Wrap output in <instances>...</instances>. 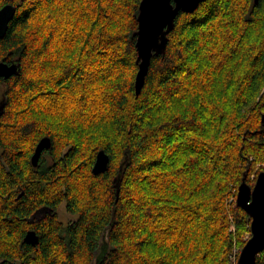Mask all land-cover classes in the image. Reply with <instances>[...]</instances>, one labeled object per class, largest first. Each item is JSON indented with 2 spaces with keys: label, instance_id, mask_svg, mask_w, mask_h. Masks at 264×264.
<instances>
[{
  "label": "trees",
  "instance_id": "1",
  "mask_svg": "<svg viewBox=\"0 0 264 264\" xmlns=\"http://www.w3.org/2000/svg\"><path fill=\"white\" fill-rule=\"evenodd\" d=\"M141 1L0 0L17 6L0 62L20 63L0 79V264H233L251 237L237 194L264 171V0L180 12L137 95Z\"/></svg>",
  "mask_w": 264,
  "mask_h": 264
},
{
  "label": "water",
  "instance_id": "2",
  "mask_svg": "<svg viewBox=\"0 0 264 264\" xmlns=\"http://www.w3.org/2000/svg\"><path fill=\"white\" fill-rule=\"evenodd\" d=\"M205 0H187L185 8H182L180 12H194L199 5L204 2ZM258 2V0H256ZM143 3V0L140 2L139 6V15H138V22L139 27L138 30L135 32L137 35V63L139 65V70L136 75V94L139 95L142 91V88L146 81V76L149 72V68L151 65L152 57L154 54L156 55H162L166 52L167 44H168V34L175 28L176 25V19L179 15L172 18L169 23H166L164 25V32L166 35H164L162 38H160L157 41V44L155 47H149L145 44L144 40L142 39V36L140 35L141 32V4ZM17 12V6L9 2L5 4L0 9V38H3L8 29L11 20L14 18L15 14ZM20 72V63L19 61H13L11 63L1 61L0 62V79L1 78H9L15 74H18ZM4 105L0 106V114L3 113ZM262 123L264 125V114L262 115ZM52 146L51 138L46 136L43 137L39 143L37 144L35 151L31 157V161L33 166H37L39 164V160L41 158L42 153L50 149ZM110 164V156L104 151L100 150L97 154L96 161L93 166V172L96 174L103 173L106 170H108ZM259 192L264 191V171H261L258 174L257 180L252 187L246 180H244L238 189L237 194V204L242 207L251 217V237L248 239L245 246L242 248L238 263L239 264H255L257 260V256L264 250V238L256 239L255 242H251V238L253 236L252 228L254 224V217L251 215L248 201L252 199V192ZM24 240L29 243L36 245L39 242V235L36 233L35 230H29Z\"/></svg>",
  "mask_w": 264,
  "mask_h": 264
},
{
  "label": "snow or ice",
  "instance_id": "3",
  "mask_svg": "<svg viewBox=\"0 0 264 264\" xmlns=\"http://www.w3.org/2000/svg\"><path fill=\"white\" fill-rule=\"evenodd\" d=\"M187 0H143L141 4V32L145 44L155 47L157 41L166 33L164 25L176 17ZM251 215L254 217L251 242L264 238V191L252 192L248 201Z\"/></svg>",
  "mask_w": 264,
  "mask_h": 264
},
{
  "label": "rangeland",
  "instance_id": "4",
  "mask_svg": "<svg viewBox=\"0 0 264 264\" xmlns=\"http://www.w3.org/2000/svg\"><path fill=\"white\" fill-rule=\"evenodd\" d=\"M60 217H61V219L62 220H64V221H69L70 219H72L74 216H72L71 214H69V213H67L66 212V210H65V206L63 205L61 208H60ZM230 219L232 220V216H230ZM234 223H233V220H232V225H231V229L233 230L234 229ZM246 239H249V234H247L246 235V237H245ZM238 249V248H237ZM242 250V249H241ZM241 250L239 249L238 251H237V255H234L233 256V258H232V260H233V264H235L236 262L235 261H237L238 260V256L240 255V252H241ZM238 253H239V255H238Z\"/></svg>",
  "mask_w": 264,
  "mask_h": 264
},
{
  "label": "bare ground",
  "instance_id": "5",
  "mask_svg": "<svg viewBox=\"0 0 264 264\" xmlns=\"http://www.w3.org/2000/svg\"><path fill=\"white\" fill-rule=\"evenodd\" d=\"M36 129H37V127H36ZM39 130V129H38ZM20 131V130H19ZM37 131V130H36ZM38 132V131H37ZM29 135H31V134H29ZM22 138V137H21ZM28 138V137H27ZM24 139V138H23ZM31 144V143H30ZM30 146V145H29ZM26 149V148H25ZM29 149V148H28ZM28 151H31V150H28ZM32 153V152H31ZM29 161V160H28ZM29 165H31V164H29ZM28 165V166H29ZM35 168V167H34ZM28 169V168H27ZM37 169V168H36ZM26 170V169H25ZM25 172V171H24ZM28 172V171H27ZM25 174V173H24ZM23 174V175H24ZM27 174V173H26ZM34 174H36V173H34ZM42 175V174H41ZM26 176H28V174L26 175ZM24 177H25V175H24ZM31 178V177H30ZM37 178H38V176H37ZM24 179V178H23ZM27 179V178H26ZM33 179V178H32ZM41 179V178H40ZM43 179H44V177H43ZM30 180V179H29ZM34 180V179H33ZM33 180H31V182L33 181ZM45 180V179H44ZM48 180V179H47ZM50 181H52V180H50ZM30 182V181H29ZM34 182V181H33ZM40 182V181H39ZM35 183V182H34ZM36 183H37V181H36ZM27 183H25V185H26ZM41 184H42V182H41ZM49 184V181L47 182V185ZM43 185V184H42ZM46 185V184H45ZM29 186V185H28ZM31 186H32V184H31ZM34 186V185H33ZM42 187V186H41ZM45 188V187H44ZM37 189V188H36ZM31 190H32V188H31ZM34 190V189H33ZM38 190V189H37ZM44 190V189H43ZM40 191V190H39ZM42 191V190H41ZM35 192V191H34ZM37 193H39V192H37ZM32 194H34L33 192H32ZM36 194V193H35ZM18 234V233H17ZM12 235V234H11Z\"/></svg>",
  "mask_w": 264,
  "mask_h": 264
},
{
  "label": "flooded vegetation",
  "instance_id": "6",
  "mask_svg": "<svg viewBox=\"0 0 264 264\" xmlns=\"http://www.w3.org/2000/svg\"><path fill=\"white\" fill-rule=\"evenodd\" d=\"M44 152H45V151H44ZM44 152H43V153H44ZM43 153H42V155H43ZM32 155H33V154H32ZM42 155H41V156H42ZM38 214H39L40 217H43V216L46 215V213H45L44 210H40Z\"/></svg>",
  "mask_w": 264,
  "mask_h": 264
}]
</instances>
